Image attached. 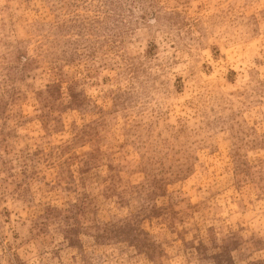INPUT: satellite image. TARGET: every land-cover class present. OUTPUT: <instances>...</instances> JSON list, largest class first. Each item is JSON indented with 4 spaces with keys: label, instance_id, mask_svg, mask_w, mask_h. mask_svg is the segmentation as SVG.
<instances>
[{
    "label": "rangeland",
    "instance_id": "1",
    "mask_svg": "<svg viewBox=\"0 0 264 264\" xmlns=\"http://www.w3.org/2000/svg\"><path fill=\"white\" fill-rule=\"evenodd\" d=\"M0 264H264V0H0Z\"/></svg>",
    "mask_w": 264,
    "mask_h": 264
}]
</instances>
